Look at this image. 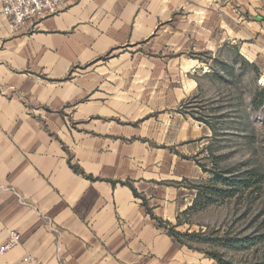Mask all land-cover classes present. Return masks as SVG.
<instances>
[{
  "label": "crops",
  "instance_id": "crops-1",
  "mask_svg": "<svg viewBox=\"0 0 264 264\" xmlns=\"http://www.w3.org/2000/svg\"><path fill=\"white\" fill-rule=\"evenodd\" d=\"M261 15L264 0H67L16 30L0 15V246L21 237L0 264H219L168 232L200 175L181 154L201 126L178 107L200 57L234 42L264 59Z\"/></svg>",
  "mask_w": 264,
  "mask_h": 264
},
{
  "label": "rangeland",
  "instance_id": "rangeland-1",
  "mask_svg": "<svg viewBox=\"0 0 264 264\" xmlns=\"http://www.w3.org/2000/svg\"><path fill=\"white\" fill-rule=\"evenodd\" d=\"M249 16L256 18L248 12L245 17L249 20ZM261 18L264 20V15ZM247 42L254 44L252 38ZM199 61L209 64V74L199 77L197 91L178 107L186 120L201 126L199 134L187 140L181 154L199 167L200 175L184 182L193 188L208 184L212 174L203 171L200 164L222 171L232 167L255 169L264 177V103L259 98L264 87L257 84L264 73V59L247 57L233 42L217 49L214 58L204 55ZM263 215L264 180L256 192L181 213L177 218L180 226L174 229L202 235L200 239L182 236L181 244L186 247L240 262L264 257V244L232 249L225 243L254 232Z\"/></svg>",
  "mask_w": 264,
  "mask_h": 264
},
{
  "label": "trees",
  "instance_id": "trees-1",
  "mask_svg": "<svg viewBox=\"0 0 264 264\" xmlns=\"http://www.w3.org/2000/svg\"><path fill=\"white\" fill-rule=\"evenodd\" d=\"M260 101L264 103L263 91L259 94ZM202 170L210 172L212 177L208 179V184L195 185L196 195L192 204L187 207L182 213H188L204 208L211 203H217L234 197L242 196L245 192L252 193L256 192L261 183L264 180L263 174L255 169L242 170L239 167L228 168L224 171L217 170L216 167L212 166L209 169L203 164H200ZM168 232L173 236L179 243L182 236H190L194 238H202L200 233L193 232H177L174 226L168 228ZM232 249L250 248L257 244H264V215L258 228L248 235H245L239 240H230L225 243ZM217 261L219 264H264V257L258 259H250L240 262H233L226 260L219 253H211L209 255Z\"/></svg>",
  "mask_w": 264,
  "mask_h": 264
},
{
  "label": "built area",
  "instance_id": "built-area-1",
  "mask_svg": "<svg viewBox=\"0 0 264 264\" xmlns=\"http://www.w3.org/2000/svg\"><path fill=\"white\" fill-rule=\"evenodd\" d=\"M66 4L67 0H0V15L6 18L11 29L16 30L32 18L58 13ZM257 84L264 87V73L257 80ZM20 238L17 231L10 230L5 242L0 246V255L15 247Z\"/></svg>",
  "mask_w": 264,
  "mask_h": 264
}]
</instances>
